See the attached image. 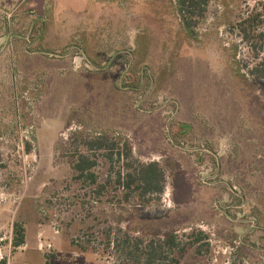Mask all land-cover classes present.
I'll use <instances>...</instances> for the list:
<instances>
[{
	"label": "rangeland",
	"instance_id": "1",
	"mask_svg": "<svg viewBox=\"0 0 264 264\" xmlns=\"http://www.w3.org/2000/svg\"><path fill=\"white\" fill-rule=\"evenodd\" d=\"M255 12L264 35V0H215L191 37L176 0H0V264H264ZM104 135L161 165V195L126 201L103 152L75 179Z\"/></svg>",
	"mask_w": 264,
	"mask_h": 264
},
{
	"label": "trees",
	"instance_id": "2",
	"mask_svg": "<svg viewBox=\"0 0 264 264\" xmlns=\"http://www.w3.org/2000/svg\"><path fill=\"white\" fill-rule=\"evenodd\" d=\"M215 0H176V10L180 21L191 37H195V30L199 27L200 23L205 18L207 8L211 2ZM262 14L251 13L246 19L238 23V30L240 32L241 40L246 43H251L252 40H263L264 35L257 33L259 26L262 25ZM255 48V47H254ZM259 62L249 71L251 75L264 82V58L260 59L256 55ZM114 139L109 136H99L93 139L82 142L85 147L86 153L75 154V160L72 162L71 167L76 173V180H87L90 183L95 182L92 169L96 167L97 162L90 158L89 153L103 152L105 158L113 161L114 157L120 162L123 159L122 170L115 173V183L125 194V200L137 198L141 204L149 203L145 197L148 195H161L164 190L165 173L161 165L157 162L141 163L133 158L132 148L128 143H124L120 150ZM100 190L104 188L100 186ZM13 247L14 249L23 246L26 242L25 230L22 224L14 223L13 225ZM170 244L172 248H176L175 238L173 235L167 237L163 242ZM151 251L155 254V247H151Z\"/></svg>",
	"mask_w": 264,
	"mask_h": 264
},
{
	"label": "water",
	"instance_id": "3",
	"mask_svg": "<svg viewBox=\"0 0 264 264\" xmlns=\"http://www.w3.org/2000/svg\"><path fill=\"white\" fill-rule=\"evenodd\" d=\"M36 3V11L37 15L41 16L42 15V8L44 4V0H33Z\"/></svg>",
	"mask_w": 264,
	"mask_h": 264
},
{
	"label": "crops",
	"instance_id": "4",
	"mask_svg": "<svg viewBox=\"0 0 264 264\" xmlns=\"http://www.w3.org/2000/svg\"><path fill=\"white\" fill-rule=\"evenodd\" d=\"M24 245H26V242H25V244Z\"/></svg>",
	"mask_w": 264,
	"mask_h": 264
}]
</instances>
